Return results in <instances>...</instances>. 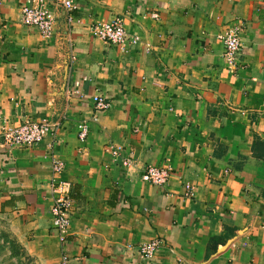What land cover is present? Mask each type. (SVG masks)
Listing matches in <instances>:
<instances>
[{"label":"crops","instance_id":"crops-1","mask_svg":"<svg viewBox=\"0 0 264 264\" xmlns=\"http://www.w3.org/2000/svg\"><path fill=\"white\" fill-rule=\"evenodd\" d=\"M29 1L0 0V219L25 255L264 264V0H74L72 25L53 9L47 39L21 24ZM115 19L136 44L92 36ZM232 28L235 73L221 40ZM96 94L110 104L98 115ZM26 121L59 129L31 148L5 146L2 129ZM52 160L71 185L64 246L51 231ZM148 167L171 170L168 183L143 182ZM153 240L159 249L142 258L135 248Z\"/></svg>","mask_w":264,"mask_h":264},{"label":"built area","instance_id":"built-area-1","mask_svg":"<svg viewBox=\"0 0 264 264\" xmlns=\"http://www.w3.org/2000/svg\"><path fill=\"white\" fill-rule=\"evenodd\" d=\"M60 7L67 14V24L69 26L74 22L73 13L77 7L74 0H30L20 10L21 24L27 28L36 29L39 35L44 38H50L54 33L55 20L53 9ZM92 36L102 42L111 44L115 47L123 48L127 43L136 44L138 38L130 39L125 32L122 20L115 19L108 24L93 25L90 27ZM223 42V59L232 73L236 72L237 59L241 49L240 29L232 28L221 37ZM93 110L96 115L107 111L110 104L107 99L99 94L92 97ZM96 117V116H95ZM59 126L54 124L36 123L26 121L19 127L5 126L2 129V141L8 147L31 148L41 143L45 138H54ZM88 134V125L83 124L79 130L78 138L83 141ZM64 164L59 160H52L51 172L52 180L50 183L53 202L51 207L52 226L51 231L56 235L61 245H65L68 230L71 224L70 216L72 209L71 185L66 181L57 180L62 174ZM171 170L148 167L143 172L141 179L143 182L153 186L164 187L171 178ZM193 187L184 184V197L193 196ZM160 243L157 240L141 244L135 249L144 259H151ZM133 248V247H132ZM58 264H70L68 255L62 249L61 259Z\"/></svg>","mask_w":264,"mask_h":264},{"label":"rangeland","instance_id":"rangeland-1","mask_svg":"<svg viewBox=\"0 0 264 264\" xmlns=\"http://www.w3.org/2000/svg\"><path fill=\"white\" fill-rule=\"evenodd\" d=\"M8 225L9 224L6 221L0 219V264H34L32 260L25 255V253H23L24 256L22 258L18 259L14 257L9 244L5 243V237H3V235L7 237L8 241L16 243L18 247H20V245L13 238Z\"/></svg>","mask_w":264,"mask_h":264},{"label":"trees","instance_id":"trees-1","mask_svg":"<svg viewBox=\"0 0 264 264\" xmlns=\"http://www.w3.org/2000/svg\"><path fill=\"white\" fill-rule=\"evenodd\" d=\"M3 237H5V243L9 244V247L11 248V251L13 252L14 257L16 258H22L24 256V252L21 251L22 249L20 247L17 246L16 243H14L13 241H8L7 237L5 235H3ZM22 264V263H20Z\"/></svg>","mask_w":264,"mask_h":264}]
</instances>
